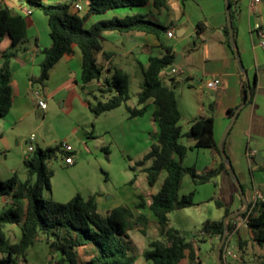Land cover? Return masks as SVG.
Listing matches in <instances>:
<instances>
[{"label": "crops", "instance_id": "1", "mask_svg": "<svg viewBox=\"0 0 264 264\" xmlns=\"http://www.w3.org/2000/svg\"><path fill=\"white\" fill-rule=\"evenodd\" d=\"M46 1H73L74 5L79 2L82 8L73 7L71 11L82 16L87 12L90 0ZM2 4L9 5L14 11L25 16L28 35V42L15 49V55L11 61L13 105L7 115L0 116V152L4 153L6 161L15 143L23 144L27 141L30 143L29 146H40V142L36 141L37 136L34 132L27 138L26 133L22 134L20 129L23 126L32 127L34 123L37 124V128H40L50 116L52 102L56 98L63 100V105L70 103V110L73 111L75 105L78 104L81 113H86V103L81 101L83 99L76 89L77 86H81L87 92L93 91L90 88L102 86L105 79L111 78L116 70H123L130 75L131 98L128 104L132 107L138 106V93L141 90L142 80L140 65H147L150 56L161 55L164 52L157 35L145 32L104 33L103 49L97 54L98 63L103 67V74L100 80H93L88 84H84L82 80L83 57L81 50L77 45H74V51L64 55L51 68L48 80L41 87L35 83V79L41 73V63L45 58L43 49L52 45L48 16L39 9L31 8L23 0H0V6ZM168 5V8H156L150 2L145 6L114 8L106 13L91 16L86 21L85 26L89 27L101 18L122 17L126 14L135 13H143L164 25H171L169 32H165L163 38L172 47L175 55L180 53L182 58L179 64L173 63L171 65V68L175 66L173 67L174 70L165 71L166 67L161 72V77L167 84H176L177 86L178 103L181 111L180 123L183 126V131L186 132L190 129L193 119L208 115L210 104H215L214 132L218 143L224 128L228 126L232 118L229 109L241 104L243 80L246 79V76L252 80L257 75L258 83L254 100L242 107L228 132L224 145L232 165L236 169L239 181L244 179L253 183L251 179L253 171L264 168V160L259 162L256 159L257 154L264 158V47L255 28L256 24H260L264 28V0L257 3L254 0H232L236 25L235 47L231 46L230 40L225 34V27L228 24L226 0H168ZM199 23L205 25L201 32H198ZM10 45L9 36H5L0 42V67L3 60L2 53ZM235 50L239 51L247 74L241 70L235 56ZM214 77H219L222 82L217 88H209L206 81ZM38 96L47 102L46 109L38 105ZM147 104L145 113L135 117H130L125 105L105 111L98 116H105L104 118L108 119L118 117L119 121L114 124L116 127L113 125L112 129L116 133L118 132L122 141L130 143L131 148L135 151H143L151 146L159 131V125L153 118L154 105L152 100H149ZM38 111H41L42 119L38 117ZM87 118L90 119V116ZM79 121L78 118H75L76 129L78 131L87 129L86 126L90 120L86 124H80ZM32 134H35L33 139L31 138ZM42 140L45 142L44 136ZM184 144L190 146L193 141ZM29 146L28 149L23 148V162L31 153ZM75 153L76 150L73 147L72 154L75 155ZM63 158L64 169L55 167V172L51 177V190L49 191L52 192L54 200L66 202L76 194H81L85 199L93 196L98 211L103 215L120 204H127L126 197H118L117 202L112 200L117 194L109 189V186H105L100 178V171L95 165L84 166L82 161L77 162L76 160L73 164H69L66 163L65 155ZM184 159L187 162L186 166L194 167L198 172L218 169L209 182H213L217 186L220 195L219 200L224 204L221 207L224 209L229 207L231 212L244 207L241 195H236L237 185L232 180L231 175L222 168L223 158L219 156L216 149L209 147L192 148ZM62 170H65L64 174L61 173ZM58 175L59 177L55 179ZM164 176L165 173L154 186H149L151 189L147 188L148 196L145 199L144 207H137L140 198H133L130 206L133 207L136 215L145 212L148 207L150 208L151 195L160 189ZM105 178V181L108 182L107 175ZM139 179L148 185L145 174L143 176L137 175L132 183L139 182ZM257 191L262 193L252 184L246 193L247 199L255 198ZM108 193L113 194L108 195ZM4 197L6 198V196ZM239 218H235V225ZM136 229L142 233L141 228L129 231L134 251L137 250L138 243L132 239L131 232L137 233ZM6 230L8 235L9 233L14 234L15 239L13 241H18L21 238L22 231L19 225L9 223ZM243 230L248 233L250 238L248 226L246 222H243L240 225L237 224L230 235V239L234 240L232 242L237 239L235 234L238 231L243 232ZM211 238L216 241L219 236L216 235ZM238 241L237 239L236 242ZM148 247L138 254L135 252L136 264H138L140 256L143 257L145 264H152V261L144 257V252ZM31 251L44 256L49 255V247L45 241H38L29 247L28 254ZM186 259H190L188 252L181 264Z\"/></svg>", "mask_w": 264, "mask_h": 264}, {"label": "trees", "instance_id": "2", "mask_svg": "<svg viewBox=\"0 0 264 264\" xmlns=\"http://www.w3.org/2000/svg\"><path fill=\"white\" fill-rule=\"evenodd\" d=\"M150 2L156 8H168V0H90L87 12L80 16L71 11L75 7L70 2H48L46 0H27V5L43 11L48 16L52 45L44 48L45 58L41 63V73L35 83L41 87L49 78L51 68L64 56L74 51L77 45L83 57L82 80L88 84L93 80H100L103 67L98 63L97 54L103 49L104 33L106 32H145L157 35L164 52L152 55L147 65H140L141 90L138 93V106L128 104L130 94V75L123 70H116L111 78H106L102 86L98 87L102 96L96 103L89 102L91 111L96 115L125 105L130 117L143 115L147 110V103L152 100L154 105L153 118L159 125L155 141L151 144L144 157L137 161V165H144L142 171L146 173L149 186H154L162 177L160 189L151 195L150 209L160 226V238L149 241L144 257L152 264H181L188 255L190 260H197V252L192 242L182 236L180 230L170 225L169 214L177 209L195 205L194 192L180 195L183 179L189 175L194 183H206L217 173L218 169H208L198 172L196 168L185 166L182 160L192 148H214L222 158L219 143L215 138V104H210V112L191 121L188 131H183L181 125V111L178 103L176 84H167L161 77V72L174 63L175 53L163 38L171 25H164L151 19L146 14L135 13L125 16L105 17L86 27V21L95 14L127 6H145ZM231 4V18L236 33L235 16ZM205 28L198 24V32ZM225 34L229 40V27H225ZM9 36L10 47L2 53L0 67V116L9 113L13 105V84L11 61L15 49L28 42L27 22L23 14L14 11L7 4L0 6V42ZM243 80V95L241 104L244 106L253 102L257 91V75L252 80ZM250 88L251 97L249 98ZM240 104V105H241ZM239 105V106H240ZM230 108V117L239 107ZM243 106V107H244ZM182 138L193 141L187 146ZM63 144V143H62ZM62 144L34 147L24 165L28 176L24 181L18 174L6 179H0V196H6V206L0 211V264H20L19 258L28 254V249L38 241H45L49 247L50 260L44 264H78V249L85 248L89 254L86 264H136V254L129 237V231L141 228L143 234L149 226L150 219L144 212L136 215L132 206L120 204L111 209L106 215L98 211L93 196L85 199L76 194L66 202L47 199L45 190H51L53 170L49 162L59 153L67 155ZM150 161V165L145 163ZM222 168L230 175L227 164L222 160ZM133 169H135L133 167ZM137 173L131 179L135 181ZM243 188V186L241 185ZM243 193L245 190L243 189ZM137 207L145 206V197L139 195ZM245 211L234 215L228 220L226 242L222 248L224 253L229 244V236L235 229L234 220L241 217L246 220L250 231V238L239 239L241 250L251 245L264 248V193L248 200ZM219 207L224 206L221 200L216 201ZM231 212L225 208V215L221 219H207L202 226L205 236H219L221 241L225 232L224 218ZM9 223L20 226L22 234L18 241H11L6 230ZM264 263V254L261 255Z\"/></svg>", "mask_w": 264, "mask_h": 264}, {"label": "rangeland", "instance_id": "3", "mask_svg": "<svg viewBox=\"0 0 264 264\" xmlns=\"http://www.w3.org/2000/svg\"><path fill=\"white\" fill-rule=\"evenodd\" d=\"M23 1L27 4V0ZM173 67L175 66H172L171 68L170 65L165 71H172L175 69ZM76 89L83 99L81 101L86 103V113H81V108L78 109V104L75 105V109L72 111L69 109L70 103L63 105V100L56 98L52 102L50 116L45 120L43 125L40 128H37L36 123H34L32 127L23 126L22 129L19 128L22 131V134L26 133L28 138V136L34 132L37 136L36 141H39L40 146L43 148L60 145L64 142L70 143L76 150L74 155L75 160L77 162L82 161L84 166L95 165L100 171V178L105 186H109V189L116 192V197L112 198L114 202H117L118 197H126V203L130 205L133 198H139L137 197L138 194H143L146 199L148 196L147 188L151 189V187L146 185V182L141 179H139V182L133 184L131 183V179L135 173H137L138 176L146 175V173L142 171L144 165H137L136 163L144 157L150 147L143 151H135L131 148L132 146L130 143L122 141L118 132L116 133V131L112 129L113 125L119 121L118 117L115 119H108L104 118L105 116H96L91 112L89 102L96 103L97 98H107L106 95H101L98 87L93 86L90 88L91 90L93 89V91L90 92H87L81 86H77ZM95 96H97V98H95ZM87 116H90V119L87 118ZM38 117L42 119L41 111H38ZM75 118L80 120V124H86L90 120L89 124L91 125L89 126L88 124L86 126V131L82 129L78 131L76 129L77 125ZM227 127L224 128L220 141L222 140ZM43 136L45 142L42 140ZM181 140L184 143L191 141L187 138H182ZM36 141H34V144H36ZM29 144L30 143L27 141L23 144L15 143L7 161L5 160L4 153L0 152V179L4 180L12 176L14 173L18 174L21 181H24L27 178L28 170L24 165L22 156L24 155L23 148L28 149ZM183 164L185 166L187 164L185 159L183 160ZM145 165H150V161H147ZM63 166L64 158L60 153L49 162V168L52 169L53 172H55V167H61L64 169ZM133 167L135 169H133ZM233 168L235 169L234 166ZM64 171L65 170H62L61 173ZM106 175L109 178L108 182L105 181ZM58 177L59 175L56 176L55 179ZM251 179L253 183L245 181L244 179L240 180V183L243 186L242 190H245V194L248 192L252 184L264 193V168L261 170L255 169L252 173ZM217 190V186H215L213 182L197 184L192 181L189 175H186L183 179L179 194L183 195L194 192V201L196 204L172 211L169 214L170 225L180 230L186 241L193 243L198 256L196 261L186 259L183 264H219L217 259V249L220 244V239L217 238L215 241L213 238L205 236L202 232L203 223L207 219H221L225 214V209L219 207L216 203V201L220 199ZM111 194L113 193H108V195ZM236 195H241L238 186ZM44 197L47 199H53L52 192L45 190ZM6 203L7 199L4 196H0V211L6 206ZM144 213L147 214L150 219L146 233L142 234L138 229H136L137 233L131 232L132 239L138 243L137 250L134 251L137 252V254L138 252H142L144 248L148 247L150 240L161 237L160 226L151 209L148 207ZM9 237L11 241L15 239L14 234L9 233ZM235 237H237L238 240H249L248 233L244 230L243 232L238 231L235 234ZM237 239H235V242H232L234 240H231L229 236V244L231 243V248L229 246L227 249L233 250L237 256H225V264H264L261 257V255L264 254V248L256 244L251 245V243L248 242L247 248L241 250L238 246V242H236ZM88 258L89 254L87 250L85 248H79L78 264H86ZM49 260L50 255L44 256L32 251L30 254H27L25 259L23 257L19 258L20 264H44ZM138 264H145L142 256H140Z\"/></svg>", "mask_w": 264, "mask_h": 264}, {"label": "water", "instance_id": "4", "mask_svg": "<svg viewBox=\"0 0 264 264\" xmlns=\"http://www.w3.org/2000/svg\"><path fill=\"white\" fill-rule=\"evenodd\" d=\"M226 12H227V21H228V27H229V40H230V44L232 47H235V34H234V29H233V24H232V18H231V4H230V0H226ZM235 56L239 62V65H240V68L241 70L243 71L244 74H247L246 73V69L242 63V60H241V55L239 53V51L235 50ZM181 58H182V55L179 53L175 56V59H174V63L175 64H179L181 62ZM246 79L248 82L249 81V78L248 76H246ZM248 91H249V98L251 97V93H250V88L248 87ZM244 106V104H241L237 109L236 111L234 112V115L232 116L229 124H228V127L226 129V132L222 138V140L220 141L219 143V149H220V153H221V156L223 158V160L226 162V164L228 165V168H229V172H230V175L232 177V179L235 181L236 185L239 187V190L241 192V197L243 199V202H244V207L242 209H239V210H236V211H232L230 212L228 215H226V217L224 218V222H225V232H224V235L220 241V244L218 246V249H217V259H218V262L219 264H225L224 263V259H223V251H222V248L226 242V237H227V232H228V220L231 219L234 215L236 214H239L243 211H245L248 207V199L246 197V194L243 193V190H242V187H241V183L239 181V178H238V175L236 174L235 172V169L233 168V165H232V162L227 154V151L225 149V140H226V137L228 135V132L230 131L231 127L233 126L237 116H238V113L240 112V110L242 109V107ZM256 159L257 161L259 162H262L264 160V158H261L259 154H257L256 156Z\"/></svg>", "mask_w": 264, "mask_h": 264}, {"label": "built area", "instance_id": "5", "mask_svg": "<svg viewBox=\"0 0 264 264\" xmlns=\"http://www.w3.org/2000/svg\"><path fill=\"white\" fill-rule=\"evenodd\" d=\"M260 0H254L255 3L259 2ZM75 7L77 9H81L82 8V5L81 3L77 2L75 3ZM30 12V11H29ZM255 28L257 29L258 31V34L261 38V44L262 46L264 47V28L260 25V24H256ZM169 32V31H168ZM170 35L172 34L171 32L169 33ZM221 79L219 77H214V78H211V79H208L206 81V85L209 87V88H217L220 84H221ZM38 105L40 107H42L43 109H46L47 108V102L41 98L40 96H38ZM35 136V134H32L31 135V138L33 139ZM62 148L65 152L69 153L68 155L65 156V160H66V163H69V164H73L74 161H75V158H74V155L72 154L73 152V147L72 145H70L69 143L67 142H64L62 144ZM34 150V146L33 145H30L29 146V151H33ZM258 195H261V193L259 191L256 192V196ZM243 222H246L245 219L243 218H239L238 219V222L237 224L240 225L242 224ZM237 224H236V227H237ZM227 255H233V256H236L233 251L231 249H226L225 253H224V256H227Z\"/></svg>", "mask_w": 264, "mask_h": 264}]
</instances>
